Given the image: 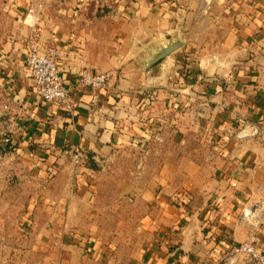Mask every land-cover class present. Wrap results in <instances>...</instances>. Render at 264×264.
I'll list each match as a JSON object with an SVG mask.
<instances>
[{
	"label": "crops",
	"instance_id": "1",
	"mask_svg": "<svg viewBox=\"0 0 264 264\" xmlns=\"http://www.w3.org/2000/svg\"><path fill=\"white\" fill-rule=\"evenodd\" d=\"M10 12L0 102L22 113L23 263L248 264L230 254L245 241L264 253V0H15ZM33 28L60 52L71 112L33 92ZM81 70L109 73L108 87H81Z\"/></svg>",
	"mask_w": 264,
	"mask_h": 264
},
{
	"label": "rangeland",
	"instance_id": "2",
	"mask_svg": "<svg viewBox=\"0 0 264 264\" xmlns=\"http://www.w3.org/2000/svg\"><path fill=\"white\" fill-rule=\"evenodd\" d=\"M14 1L15 0H0V36H3L6 30L12 29V20L14 18L13 13L10 12V8ZM217 83L220 84L221 82L217 81ZM164 94L167 95L168 93L166 92ZM214 94H212L213 97L220 95V92ZM149 96H153V93H149ZM219 109V103L211 109V112L198 109V118L205 117L207 113L217 117L219 114L217 111H219ZM0 116L5 117L4 121L0 119V264H26L25 262L23 263V259H25L24 253L22 254L20 252L25 242H21L22 233L19 230L21 228L19 217L24 210L25 197L30 189L27 188V182L25 181L26 173L24 172V165H26V162L18 153V147L16 146L13 136L14 133L12 131L13 122L16 117L22 116V113L6 99L0 102ZM241 130L233 132L231 129L228 130L225 128L222 132L226 135L229 134L231 140H233L234 143H238L240 140L237 134L240 133ZM219 131H221V129L214 130L210 128L201 133V144L203 148H205L204 144L206 140L207 144H209L211 135ZM7 135H9L13 141L12 147L10 148L4 143V139ZM218 142H220V140ZM193 147L196 148L197 146ZM1 148L4 150L2 151ZM247 206L251 205H245L244 207ZM128 226L132 231L134 230L133 221L129 222Z\"/></svg>",
	"mask_w": 264,
	"mask_h": 264
},
{
	"label": "built area",
	"instance_id": "3",
	"mask_svg": "<svg viewBox=\"0 0 264 264\" xmlns=\"http://www.w3.org/2000/svg\"><path fill=\"white\" fill-rule=\"evenodd\" d=\"M25 47L24 64L34 81L33 92L40 98V101L59 105L71 112L73 104L70 92L65 86L57 65L60 52L53 46L41 45L38 42V33L34 28L26 37ZM77 77L78 84L81 87L94 90L106 89L110 79L109 73H91L88 70L79 71ZM4 143L10 146L13 144L9 135L4 139ZM74 154L76 156L77 153ZM259 210L257 204L243 207L241 210L242 219L251 224L257 222L260 214ZM230 254L241 256L248 264H264V253L258 251L248 241L234 245L230 250Z\"/></svg>",
	"mask_w": 264,
	"mask_h": 264
},
{
	"label": "water",
	"instance_id": "4",
	"mask_svg": "<svg viewBox=\"0 0 264 264\" xmlns=\"http://www.w3.org/2000/svg\"><path fill=\"white\" fill-rule=\"evenodd\" d=\"M177 44L165 45L160 51L153 57L150 61L149 66L155 65L160 62L164 57L169 55L174 49H176Z\"/></svg>",
	"mask_w": 264,
	"mask_h": 264
},
{
	"label": "trees",
	"instance_id": "5",
	"mask_svg": "<svg viewBox=\"0 0 264 264\" xmlns=\"http://www.w3.org/2000/svg\"><path fill=\"white\" fill-rule=\"evenodd\" d=\"M6 146H7L8 148L12 147V146H10L9 144H6ZM1 150L3 151L4 149L1 148Z\"/></svg>",
	"mask_w": 264,
	"mask_h": 264
}]
</instances>
